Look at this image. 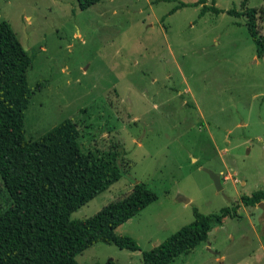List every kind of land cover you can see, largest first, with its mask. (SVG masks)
I'll list each match as a JSON object with an SVG mask.
<instances>
[{"label":"rangeland","instance_id":"obj_1","mask_svg":"<svg viewBox=\"0 0 264 264\" xmlns=\"http://www.w3.org/2000/svg\"><path fill=\"white\" fill-rule=\"evenodd\" d=\"M0 0L32 63L25 110L27 139L69 118L83 151L108 159L123 151L121 177L73 211L94 215L135 184L157 198L115 229L135 239L131 251L98 241L79 264H143L184 226L209 216L206 238L167 264H264V53L246 26L242 0ZM184 2V6H178ZM259 9L264 34V0ZM172 9H174L172 11ZM209 172L220 177L217 189ZM7 193L0 181V205ZM188 199L189 201H183ZM238 206L236 216L210 214Z\"/></svg>","mask_w":264,"mask_h":264},{"label":"trees","instance_id":"obj_2","mask_svg":"<svg viewBox=\"0 0 264 264\" xmlns=\"http://www.w3.org/2000/svg\"><path fill=\"white\" fill-rule=\"evenodd\" d=\"M101 0H77L86 9ZM228 9L230 15H244L246 26L264 53V34L258 30L259 9ZM200 14L221 12L204 0ZM181 2L178 6H184ZM174 9H172L173 11ZM32 58L10 23L0 21V181L7 193L0 205V264H79L75 256L95 242L115 244L131 251L140 247L133 237L115 229L156 200L150 188L135 184L123 197L104 205L94 215L71 219L73 211L93 199L121 177L123 151L113 150L107 159L83 151L80 131L66 118L35 139L25 137L24 117L30 98L39 89L31 87L27 71ZM264 199V191L243 196L244 205ZM237 205L222 207L216 217L236 216ZM184 226L159 248L142 252L143 264H167L206 238L209 216ZM117 264L114 260L105 263Z\"/></svg>","mask_w":264,"mask_h":264},{"label":"water","instance_id":"obj_3","mask_svg":"<svg viewBox=\"0 0 264 264\" xmlns=\"http://www.w3.org/2000/svg\"><path fill=\"white\" fill-rule=\"evenodd\" d=\"M211 175V178L214 181L215 186L217 187V189H221V185H220V177L218 174L214 173V172H209ZM187 199H184L183 201H186Z\"/></svg>","mask_w":264,"mask_h":264},{"label":"crops","instance_id":"obj_4","mask_svg":"<svg viewBox=\"0 0 264 264\" xmlns=\"http://www.w3.org/2000/svg\"><path fill=\"white\" fill-rule=\"evenodd\" d=\"M188 201H189V200L187 199L186 202H188ZM119 226H120V225H119ZM202 241H203V240H201L200 242H202ZM200 242H199V243H200ZM199 243H198V244H199ZM198 244H197V245H198Z\"/></svg>","mask_w":264,"mask_h":264}]
</instances>
